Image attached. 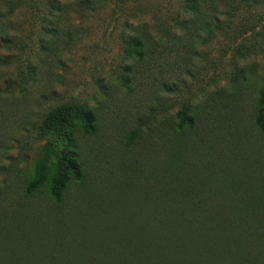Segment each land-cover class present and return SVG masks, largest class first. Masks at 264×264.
<instances>
[{
  "label": "rangeland",
  "instance_id": "obj_1",
  "mask_svg": "<svg viewBox=\"0 0 264 264\" xmlns=\"http://www.w3.org/2000/svg\"><path fill=\"white\" fill-rule=\"evenodd\" d=\"M53 1L74 2L18 0L13 17L1 12L0 40L14 38L12 23L22 44L37 41ZM202 5L107 0L82 18L68 14L67 49L0 44V264H167L178 246L186 260L198 247L204 263L220 264L207 252L222 258L223 239V264H264L243 213L264 216V0L233 17ZM136 35L149 48L142 60L124 49ZM69 103L95 115L94 133L74 128L65 145L83 180L60 202L49 180L28 195L44 148L60 142L40 136L43 119ZM182 111L194 125L179 127Z\"/></svg>",
  "mask_w": 264,
  "mask_h": 264
},
{
  "label": "trees",
  "instance_id": "obj_2",
  "mask_svg": "<svg viewBox=\"0 0 264 264\" xmlns=\"http://www.w3.org/2000/svg\"><path fill=\"white\" fill-rule=\"evenodd\" d=\"M106 2L107 0H74V2L71 4H60L54 1L49 2L43 8L44 10L40 13V34L36 37L37 41H35V36H29V43L22 44L20 41L21 35L19 26H14V24L11 23L12 26L10 28L14 29V38H9L11 36L5 37L2 41L0 40V44L9 45L13 43L15 46H19L21 49H28V46H30L31 49H33V47H36V49H67L69 44L73 42L72 40L75 32L72 29V26L74 25L64 26L68 24V14L72 12H78L80 13V18H82V14H86L87 11H95L98 8L105 7ZM259 2L260 0H201V3H204V5H202L203 7L209 4L212 12H217L220 15H226L229 17L235 16L244 8L256 6ZM17 10H19L18 0H0V13L7 12L9 15L7 18L13 17ZM0 17L1 19L4 18L3 16ZM256 28L257 27L254 26L252 29H245L242 33L245 34L249 31L256 32ZM33 44L35 46L32 47ZM124 49L128 57L133 58L134 60H142L144 58L145 49L149 48L147 47L145 39L136 35L131 38L124 39ZM254 49L259 48L255 47ZM179 118L180 128L185 124L194 125V119L184 111L179 114ZM258 125L262 130H264V87L261 92V98L259 102ZM77 127L83 128L88 134L94 133L95 131V115L88 111V109L78 104L69 103L58 106L49 111V113L45 116L39 128L40 136L46 137L49 135H54L60 142L56 144H47L44 148L43 153L36 164L34 176L28 186V195L34 194L46 183V181L49 180L51 196L56 202H60L63 191L68 183L71 181H75L77 183L82 182L83 170L80 166L78 156L76 155V152L72 153L65 148V145L68 144V141H70L69 138L73 129ZM137 137L138 133L133 132L129 137V143L131 144ZM233 182L235 183L236 181ZM224 198L225 196L219 200L218 204L220 206H225L228 204L227 200ZM242 203L252 205L253 201L252 198H248V200L240 202V205ZM240 205L236 207L240 210V212H242L241 210L243 209L240 208ZM169 206L170 204L168 203V208ZM243 213L245 214L246 220L249 223L247 230L244 231V236L246 234L247 236L251 234L253 235L254 240H258L260 242L262 241L264 243V216H260V212L254 211ZM155 217L159 216L156 215ZM139 234L140 233L136 234V239L141 238L139 237ZM159 236L162 238L163 233H160ZM129 240L131 241V238H129ZM192 240L193 239L190 241ZM144 243L145 242H142L140 244ZM221 243L223 244L225 250L223 252L222 258H218V256L221 254H217V249L215 247H213L211 251L207 252V254H212L218 261H220V264H223L224 260L228 259V257H224V255L228 256L230 241L228 242V239H223ZM136 248L137 250L135 255L140 256V254H142V247L137 245L135 246V249ZM148 249L154 253H157L159 250L151 245H149ZM196 249L191 253L192 259L186 260L184 259V256H181L179 246L177 250L170 247L168 250V257L166 258L170 260L167 261V264H206L201 259V256L204 254V252L202 250L199 251Z\"/></svg>",
  "mask_w": 264,
  "mask_h": 264
}]
</instances>
